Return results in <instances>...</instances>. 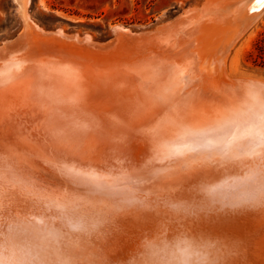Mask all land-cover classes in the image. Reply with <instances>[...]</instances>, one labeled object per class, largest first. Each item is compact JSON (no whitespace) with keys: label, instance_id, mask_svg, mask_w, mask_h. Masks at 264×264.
<instances>
[{"label":"bare ground","instance_id":"1","mask_svg":"<svg viewBox=\"0 0 264 264\" xmlns=\"http://www.w3.org/2000/svg\"><path fill=\"white\" fill-rule=\"evenodd\" d=\"M16 1L25 31L0 47V97L9 98L0 99V264H264V149L248 154L244 135L264 115V81L233 79L217 65L213 86L201 52L208 30L220 35L227 26L238 36L264 13V3L206 0L145 39L117 26L109 48L64 30L44 33L29 15L30 0ZM226 121L236 122L243 146L235 163L203 164L188 152L166 158ZM66 169L80 173L78 186L61 174ZM124 180L138 181L134 193L148 208L114 213L108 200L70 202L92 184ZM190 183L215 189L197 199L243 208L180 227L181 215L155 202L188 199Z\"/></svg>","mask_w":264,"mask_h":264},{"label":"rangeland","instance_id":"2","mask_svg":"<svg viewBox=\"0 0 264 264\" xmlns=\"http://www.w3.org/2000/svg\"><path fill=\"white\" fill-rule=\"evenodd\" d=\"M205 1L206 0H30L29 15L46 34L58 35L60 30H64L65 34L70 38L75 36H80L81 38L91 37L98 45L104 47L108 45L109 47L112 44L114 45V42L116 44V40L118 39L116 30L119 29H116L117 26L125 28L127 32L135 36L137 35L136 37L138 39H145L147 36L149 37V35L157 33V30H163L166 26V28H169L170 24H177L178 21L187 16L186 13L189 12L190 9L195 7L199 8ZM20 15L16 0H0V47H3L8 42L16 41L21 33H24L23 31H25L26 27ZM179 17H181V19H179ZM233 30L234 29H229L227 26H222V28L218 30L220 35L217 34V31L215 33L214 30H208L212 35L211 33H207L210 34L208 35L210 37H207L201 46L202 56H204L202 62L205 66L204 68H207L206 71H208L206 73L205 69H203L205 79L213 86L218 85L219 79L215 76H218L219 71L217 73L213 71L214 67L218 65L219 68H225L227 74L233 79H250L263 82L264 13L257 19L254 25L249 26L246 31L238 35L239 37H233ZM205 31L207 32V30ZM205 31L204 34H206ZM48 38H54V36ZM221 39H223V41H221ZM125 40H129L127 36ZM68 42L76 43L71 40H68ZM222 46L228 47L229 50L226 49L224 58H220L222 61L219 62V60L217 61L215 59L221 55L220 48H222ZM96 57L93 61H98L100 63L104 61L102 63L109 64L108 62L110 59L104 60L103 58L100 59V57ZM209 70L214 73L211 72L210 74ZM0 99L3 102L9 100V98L5 99V97V100H3L2 97H0ZM2 101L0 106H4ZM2 106L0 107V111H2Z\"/></svg>","mask_w":264,"mask_h":264},{"label":"snow or ice","instance_id":"3","mask_svg":"<svg viewBox=\"0 0 264 264\" xmlns=\"http://www.w3.org/2000/svg\"><path fill=\"white\" fill-rule=\"evenodd\" d=\"M264 3V0H261ZM258 128V130H257ZM245 136L249 138L248 147L251 148L250 155H257L256 149H264V115L261 116V122L257 127L246 129ZM185 138H192L191 132L185 131ZM240 137L238 125L235 121H226L220 126L205 130L199 134H196L191 142L184 143V149H176L171 152L167 159H178L186 155V152L192 153L193 158L203 157L201 161L203 164H229L235 163L239 156L233 155V153L242 151L243 146L238 143ZM186 150V151H185ZM219 156V161L216 160V156ZM187 165H185V168ZM61 174L70 178L73 184L79 185L80 173L75 172L72 169L62 170ZM151 175V173L149 174ZM137 180H124L116 184L108 185H96L92 184L88 187L86 193L83 196H74L70 201L73 205L79 206L81 203L87 201L91 202L93 199H99L101 202L108 200L112 202V212L119 213L126 209L138 208L145 209L149 205L145 200L139 199L135 193L132 185L137 184ZM150 182V181H149ZM32 186L30 184L25 185V189L28 190ZM215 189L213 187L204 184L190 183L185 189V192L189 194L188 199H180L178 201L173 200H157L156 206L161 203L167 207L177 211L181 215V219L176 223L180 227H186V221L192 220L195 227H201L206 224L209 219L218 212H225L229 209L237 211L243 208V205L233 204L224 205L217 208V201L214 198L197 199L196 197L200 193L211 194ZM260 197L258 203L264 206V156L261 157V171H260V185L258 189ZM257 201H253L256 203ZM107 220H101L99 223L91 225L93 231L100 227L101 223H106ZM95 264V262H93ZM129 264H154L153 261L143 259L131 261ZM213 264H222L219 261H213Z\"/></svg>","mask_w":264,"mask_h":264},{"label":"water","instance_id":"4","mask_svg":"<svg viewBox=\"0 0 264 264\" xmlns=\"http://www.w3.org/2000/svg\"><path fill=\"white\" fill-rule=\"evenodd\" d=\"M246 0H240V2H245ZM119 30H116V34L118 33Z\"/></svg>","mask_w":264,"mask_h":264}]
</instances>
